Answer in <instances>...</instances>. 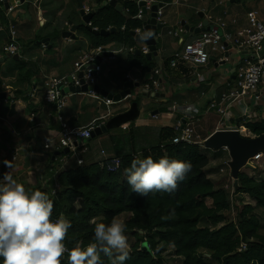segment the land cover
Returning a JSON list of instances; mask_svg holds the SVG:
<instances>
[{"label":"trees","instance_id":"trees-1","mask_svg":"<svg viewBox=\"0 0 264 264\" xmlns=\"http://www.w3.org/2000/svg\"><path fill=\"white\" fill-rule=\"evenodd\" d=\"M56 1L49 3L54 6ZM84 1H66L65 10L60 14L63 23H73L72 14ZM136 1L115 0L116 4L122 6V14L108 6L107 0H92L90 9L93 15L89 20V29L104 31L115 28V32L102 37L78 24L77 31L85 39L87 47L110 46V49L118 50L134 46L131 33L142 27L139 20L133 19L139 10ZM28 4L30 5L29 2L21 4L25 9L21 17L27 12ZM58 4L55 11L61 8L62 2ZM41 8L44 9L45 6L42 4ZM5 17L0 14V21L2 25L8 26L10 22L7 23ZM48 17L50 16H46L44 12L43 18L50 21ZM8 35L7 33L6 41ZM50 35L36 34L33 45L41 47L36 42L45 38L50 40ZM48 45L50 48L45 52L52 51V45ZM2 55L5 58L10 57L3 52ZM19 59V56L16 61L12 59L20 64L12 70L15 74L13 95L18 96L22 94L21 89L32 86L31 80L36 77L38 68L35 63L20 62ZM114 62L119 71L117 78L111 75V79L117 81L118 90L127 71L139 69L137 83L142 85L150 75L147 73L155 67L154 61H147L143 56L127 55L125 52L117 54ZM107 91L114 94L117 89ZM76 122L70 121L68 127L74 128ZM243 128L252 137L264 135V120L246 122ZM133 132L134 130L124 133L119 130L111 135V140L117 142V146H113V156L120 161L119 170L115 173L106 172L97 163L74 166L58 174V190L53 196L43 190L54 203L51 218L58 219L63 216L71 221L72 227L65 241L67 247L71 249L77 243L87 245L92 241L96 222L110 223L113 218L125 214L126 235H131L136 241L130 248V259L124 264H163L162 254L169 248L175 257L181 259V264H264V175L263 179L256 180L246 174H238L236 186H231L232 195L239 199L242 195L248 196L253 199L254 206L246 204L236 208L235 220L228 222L224 213L232 208L230 191L221 182L214 184L208 179L205 169L210 160L199 153L200 146L170 144V139L174 136L172 128L150 130L140 138V144L136 146L129 143ZM142 142L147 145L144 146ZM54 153H50L49 159L53 158ZM148 156L155 160L167 156L170 159L190 161L192 170L185 180L179 182L175 192L149 193L143 197L131 192L124 170L130 167L133 159ZM215 157H221L219 151L215 153ZM207 200L210 201L209 205ZM255 208L261 210L262 220L254 213ZM143 243L146 244L148 252L141 251ZM241 244H245V250L238 251ZM102 259L104 264H111V260L103 254ZM62 264H67L66 256L62 258Z\"/></svg>","mask_w":264,"mask_h":264},{"label":"crops","instance_id":"crops-1","mask_svg":"<svg viewBox=\"0 0 264 264\" xmlns=\"http://www.w3.org/2000/svg\"><path fill=\"white\" fill-rule=\"evenodd\" d=\"M26 1L27 0H23L21 4ZM52 1L53 0H50V2ZM66 1L67 0H64V3H66ZM86 1L88 2L86 5H81L82 10H84V8H92V2L89 3V1L92 0H85L84 2ZM144 1L146 0H137L135 4L138 6L139 2ZM163 2L166 5L162 6V29H166V32L163 33L172 38L171 51L167 57L163 58L165 42L158 44L157 41L162 35V32L158 31L160 36L156 40L157 44L155 46L157 55L155 58L151 59L155 62V67L147 74H151L154 70L158 69L160 71V85L157 88L151 87L147 91H145L140 85L145 97H147L141 99L142 106L147 107L150 104H153V107L152 109L149 108L148 112H145L142 107L140 109L138 107L140 113L131 128L134 132L131 136L132 140L130 139L129 143L138 146L140 144V138L144 134H148L150 130L172 128L178 120L183 122L191 120L193 122V127L194 124H197L194 131L201 139H205L214 131L226 130L224 126L239 129L242 134L244 132L250 134L247 129L243 128V125L246 122L254 123L264 120V68L262 78L258 84L256 100L252 101L245 99L241 103L237 102L234 104L231 108V118H227L226 124L221 126L219 124V117L214 112L207 110L208 101L227 90V87L233 81L235 69L238 64L242 63V61L247 58L246 53H237L231 50L228 54V61L223 63L216 62L214 57H210L206 66L196 68L195 72L197 76H190L187 74V70L182 67L171 69L169 67V60L172 54L180 49L182 43L195 37L193 33L189 34L184 27L197 28L199 24H202L206 16L223 19L226 24V30L230 33H234L241 28L247 27L246 17L252 11L256 12L257 20L264 24V12L261 10L264 6V0H178L176 3L172 2V0H163ZM47 3L48 0H42L41 2L34 0L32 4H35L37 11H40L41 5L43 4L45 6ZM38 5L40 7H38ZM138 8L140 9L139 6ZM44 12L45 9L42 10L40 17L37 20V25L40 26L43 24V28L45 25V19L41 15ZM61 12V9L57 11V18L60 16ZM11 13H14L12 20H8L7 23L10 22V29L16 32L18 29L17 27L19 26V28H23V26L26 25V22L24 18L21 17L23 13L22 9L17 11L14 9ZM121 13L123 14V10ZM0 14L4 15V12L0 10ZM200 14L202 15L201 18L199 17ZM6 18L7 15L5 19ZM79 18L81 19V16H79ZM1 24L0 30H2ZM48 25L51 26H47V28H52L53 35L57 38V33H59L60 28L58 29V27H56V22L53 21ZM63 26L66 31L69 30L71 26L77 25L66 21L63 23ZM179 28L182 30V37H173L168 34L169 31L178 30ZM21 31L23 32L24 30ZM75 31L73 34H75ZM60 32L62 33L64 31ZM47 39V42L50 44L49 38ZM62 39L66 40L67 43L65 44L67 46H70L71 44H74L73 40H75V37L73 39L71 37ZM5 41L6 38L3 41H0V47H2ZM77 41H79L77 44L84 46L83 49L82 46L79 45L82 48V51L79 46L74 48L78 54L88 50V44L83 37H78L76 42ZM48 43L46 46L41 44L39 49L41 55L42 52L45 55V50H49L47 47L49 46ZM2 56L3 55L0 51L1 62L3 61ZM1 62L0 93H5L6 96L5 98L0 99V181H2L3 174L9 172L17 182L22 183L25 186L27 191L44 190L47 193H50V190L56 185L58 174L76 166L74 160H70L64 166H61L57 162L58 155L49 159L50 153H57L54 151V144L56 142L59 125L55 120V116L60 115L67 125L70 121L76 120V125L73 127H84L92 122L93 124L103 125L104 122L113 115L126 110V104H123V107L121 108L122 110L119 112L112 115L109 114L107 118H104L103 116L105 115V112L100 109V104L95 102L96 105H94L95 103H92L91 101L85 103L83 99L86 97L83 95H75L65 91L64 93L70 96L65 98L64 107L61 110L56 111L52 107L46 106L42 103V82L48 78L66 76L72 71V69L68 70L60 68L61 63L53 64L51 68H43V71L42 68H37L36 77L31 80L32 86L21 89L22 94L18 96L13 95L15 90L12 86L15 81V74L12 72L13 68H9V70L8 68H2V66L5 65H2ZM118 71L119 69L116 68L115 62L104 64L102 66V72L98 78L97 86L105 91L108 90L100 85V78H102V81H105L107 86L109 85L112 89H117V92H119L124 78L132 83L133 80H136L137 82L140 73L139 69L127 71V74L123 76V79L120 82L118 90V87H116V84H118L117 81L108 77V75L111 74L114 75L113 78L116 79ZM33 88L35 89V96L30 99L28 96L29 93L33 92ZM17 89H20V87H17ZM242 104L246 108V113H244L245 118L243 121L236 124L234 123L235 119L244 117V115L241 114L240 109ZM90 106H94V108H88ZM229 120H232L231 124L229 123ZM162 121H168V123L164 124ZM201 122L204 123L201 125ZM131 130L128 128L125 131H121L128 133ZM113 134L114 131L110 132L108 136H102L101 133V138H96L95 136L87 141H82L86 150L83 154L79 155V158L83 160V165L95 164L101 161V150L108 155H113V146H117V142L115 143V141L111 140V135ZM46 138H51L54 142L50 150H44L42 148L43 140ZM126 144L127 142L125 145ZM221 152H223V154H221ZM219 153L221 154L220 158H223V163L226 164L229 160L228 156H226L223 150L219 151ZM5 160L11 162V168H8L4 164ZM219 169H224L225 172V168ZM205 171L207 172L208 179L213 183L214 178L218 177L220 174V172L216 170V167H213L210 163ZM218 183L219 182H215L214 184Z\"/></svg>","mask_w":264,"mask_h":264},{"label":"built area","instance_id":"built-area-1","mask_svg":"<svg viewBox=\"0 0 264 264\" xmlns=\"http://www.w3.org/2000/svg\"><path fill=\"white\" fill-rule=\"evenodd\" d=\"M110 0H107V3ZM178 0H172L177 2ZM185 1V0H180ZM145 9L149 11L152 5H156L155 22L163 26L162 22V6L166 5L163 0H146ZM7 3V0H6ZM12 6L7 3V8H4V0H0V9L4 12V15L11 13L15 8L21 6L20 0H14ZM264 12V6L261 8ZM90 12L89 8H84L83 13ZM142 12L139 9L133 19L141 20ZM247 27L230 33L226 30L225 21L221 18H212L206 16L205 20L209 24V30L198 33L195 37L185 43H182L180 49L176 50L170 60L169 67L171 69H177L182 67L187 70V74L190 76H197L195 70L198 67H204L208 64L210 57H214L216 62H227L229 57V51L246 53L247 58L238 64L235 69V74L232 83L227 87V90L221 92L218 96L213 97L208 101L207 110L214 112L219 117V124L224 126L227 118H231V108L237 102L243 100H256L258 92V84L263 75L264 68V24L257 20L256 12L252 11L247 15ZM90 26L88 22L86 24ZM201 24L198 25V28ZM8 39L2 46V52L10 57L18 56L19 46L16 41L15 32L9 29ZM95 30V29H94ZM108 30V29H107ZM123 30V27H121ZM135 34H142V28L134 30ZM182 33V30L169 31L168 34L173 37H178ZM159 33L156 32L153 35V40L159 38ZM125 52L127 55H135L138 52V56H146L149 53L148 47L142 43H135L127 49L120 48L118 50L110 49V46H97L90 48L80 53L76 60L72 64V71L66 76L58 78H48L42 82V103L46 106L52 107L54 110L59 111L64 107V100L70 96L63 94V90L69 86L74 88L86 87L87 90L84 93H80L84 97H89L96 103L105 105L112 104L110 101L105 100L98 94H96L92 88L97 85L98 78L102 72V66L107 63H113L115 61V55ZM227 54V55H226ZM226 55V56H224ZM80 75V77H79ZM160 71L154 70L149 75L147 82L142 84L145 91L149 88H157L160 85ZM136 82V80H133ZM35 89L29 93V98H34ZM241 114L245 116L246 108L240 106ZM55 120L59 125V130L56 135V142L54 144L51 138L43 140L42 148L44 150H50L54 144V151L59 152L57 162L64 166L68 161L74 160L76 166H82L83 160L79 158L80 154L85 152V146L82 141L89 140L93 130L100 125L93 124V122L84 127L69 128L65 120L56 115ZM226 130H235L241 133L239 129H233L231 127L224 126ZM120 130L125 131L128 129L127 124L122 125ZM174 136L170 139L172 145H198L203 147V141L199 135L194 131L193 122L191 120L183 122L178 120L172 127ZM48 145L45 147V145ZM66 149V154L61 152ZM101 161L99 166L108 173H115L119 170L120 161L113 155H108L104 151H100ZM262 157L261 154L255 155L252 161H256ZM220 172H224L220 169ZM58 190L56 184L51 190L49 195L53 196ZM55 221L56 219H52ZM245 250V244H241L238 251Z\"/></svg>","mask_w":264,"mask_h":264},{"label":"clouds","instance_id":"clouds-1","mask_svg":"<svg viewBox=\"0 0 264 264\" xmlns=\"http://www.w3.org/2000/svg\"><path fill=\"white\" fill-rule=\"evenodd\" d=\"M81 11L83 12L82 9ZM150 37L151 33L147 32L143 39ZM47 146L46 144L45 147ZM4 164L8 168L12 167L10 161L5 160ZM191 170L190 161L170 159L167 156L155 160L148 156L133 159L124 173L131 192L146 197L149 193L175 192L179 182L185 180ZM53 209L54 203L46 192L27 191L9 172L3 174L0 181L2 264H62L65 256L67 264H104L102 254L111 260V264H124L130 259L131 249L124 221L113 218L110 223L96 222L92 241L87 245L77 243L69 249L65 241L72 227L71 221L63 216L53 221Z\"/></svg>","mask_w":264,"mask_h":264},{"label":"rangeland","instance_id":"rangeland-1","mask_svg":"<svg viewBox=\"0 0 264 264\" xmlns=\"http://www.w3.org/2000/svg\"><path fill=\"white\" fill-rule=\"evenodd\" d=\"M39 2H41L42 0H37ZM50 0H48V3L45 5V15L47 16H50L48 17L50 19V21H46L45 19V27L46 28H43V24H41L40 26L37 25V20L38 18L40 17V14L42 12V8L41 10L37 11V7L35 4H32L33 1L31 0H27L26 2H29L31 5L28 4L27 8H26V13L23 15L22 18H24L25 22H26V25L23 26V28H19V26L17 27L18 29L16 30V38H17V41H18V44H19V53H18V56H19V61L22 62V61H28L30 64L31 63H35L37 65L38 68H42V71H43V68H51V66L53 64H58V63H61V67L60 68H65V69H72V64L73 62L75 61V59L77 58V56L79 55L78 52L76 50H74V48L76 46H79L80 44H77L79 41L76 42V40H78V37L81 38V34L80 32L75 31V40L74 41V44H71L70 46H67L65 43L66 40H63L62 37H61V32L60 31H65V27L63 26V20L60 18V16L57 18V11H55V8L59 6V2H62V5H61V10H65L64 6H65V3H64V0H57L54 4L53 7H51V4L49 3ZM92 2V1H89V3ZM7 3L12 6L14 3V0H7ZM88 2H83V4H87ZM38 7H40L38 5ZM22 9V11H24V7L23 5H21L20 7H17L15 8V11L17 10H20ZM36 11H37V14H36ZM14 13H11V14H7V22L8 20H12V16H13ZM23 14V13H22ZM44 13L41 15L43 17ZM79 7L77 8V10H75V13L72 14V17H74L75 19L72 21L73 23L72 24H75V25H81L82 24V21L81 19L79 18ZM56 22V27H58L59 29V33H57V38L53 35V30L52 28H47L50 27L51 25H48V24H51L52 22ZM39 23V22H38ZM0 24H1V21H0ZM83 25V24H82ZM1 28L2 30H0V41H3L6 36H7V33L9 34V25L6 26V25H2L1 24ZM41 27V28H40ZM83 27L85 28V26L83 25ZM12 30V29H11ZM21 30H24L23 32ZM162 32V35H161V38L158 40V44H161V42H165V45H164V51H163V58L167 57L169 54H170V51H171V42H172V38L171 37H168L165 33L163 32H166V29H162L160 30ZM45 33H50V44L52 45V51H48V52H45V55L44 53L42 52V55H41V52L39 51L40 49V46H36V45H33V38L35 37L36 34H45ZM77 37V38H76ZM76 42V43H75ZM1 44V43H0ZM82 46V48L84 49V46L83 45H80ZM79 46V47H80ZM82 48L80 47V50L82 51ZM90 49V48H88ZM0 51H1V47H0ZM2 53V51H1ZM3 58V61L1 62L2 65H5V66H2V68H13L14 66H18L20 65L18 62H15L11 59V57H7L5 58V55L2 56ZM114 76V75H112ZM111 74L108 75V77H112ZM101 79V82H100V85L102 87H105L107 88L108 90H115V89H112L110 86H107L106 82L105 81H102V78ZM111 81V80H110ZM76 95V94H75ZM143 95V91L141 89V87L139 86L138 88H133L131 90V94L129 96V99L127 98L126 100H123L121 102H117V103H112L110 105H105L104 103H101L100 104V109L101 110H104L105 112V115L103 116L104 118L109 115V114H115L117 112H119L120 110H122L121 108L123 107V104H126V108H128L129 104L132 103V102H137V106L139 107V109L142 107V109L145 110V112H148V109L153 107V104H150L149 106H142L141 104V99L144 98L142 97ZM68 101V100H67ZM83 101L86 103V102H92V103H95L94 100H92L91 98L89 97H86L83 99ZM83 103V102H82ZM84 104V103H83ZM96 105V103L94 104ZM83 107V105H82ZM90 109L94 108L93 107H88ZM125 108V109H126ZM164 122V124H167L168 121H162ZM194 123H198V122H194ZM204 122H201V125L203 124ZM134 122H131L129 124H127L128 128H132ZM197 124H194V128H196ZM200 125V126H201ZM120 129L119 128H110L109 131L107 132L108 134H110V132L114 131V133H117V131H119ZM107 133H102V136H108ZM244 136L246 137H252L250 134H248L247 132H244L243 133ZM101 135L100 136H96V138L98 137H102ZM87 141V140H85ZM142 144L145 146L147 145V143L145 142H142ZM221 151V150H220ZM112 153V152H111ZM199 153H201L202 155L206 156L209 160H210V164L213 165V167H216V169H218L217 171H219V168H225V172L224 173H220L218 177L214 178V183L215 182H221L222 185L227 188L229 191H230V195H231V201H232V208L230 211L228 212H225L224 213V218L228 221V222H233L235 220V213H236V208L239 209V207L241 205H249L250 207L254 206V201L253 199H251L250 197L248 196H245V195H242L240 196V199L239 197L237 196H234L232 195V188L231 186L233 185L232 183V180L229 176V169L227 167V163L224 164L223 163V158H216L215 157V153L216 152H213L209 149H206L204 147H199ZM113 154V153H112ZM221 154H223V152H221ZM226 156H227V153L225 152ZM114 155V154H113ZM100 162V161H99ZM99 162H97V164L99 165ZM100 167V166H99ZM249 169V171H248ZM251 170V171H250ZM240 173H245L247 174V176H250L256 180H260V179H263V175H264V159H261V160H258V161H253V162H248V164L244 167V169L242 168L240 170ZM206 203L209 205L210 204V201L207 200ZM254 210V213L257 215V217L259 218V220H262V215H261V210L260 209H253ZM127 217V215L125 214H121L119 215L118 217H116V219L118 220H122L124 221V219ZM262 232V230H261ZM128 236V243L130 245V248L131 246L135 243L136 239L132 238L131 235H127ZM162 260H163V264H181V259L175 257L172 253V249H168V251L166 253H163L162 254Z\"/></svg>","mask_w":264,"mask_h":264},{"label":"water","instance_id":"water-1","mask_svg":"<svg viewBox=\"0 0 264 264\" xmlns=\"http://www.w3.org/2000/svg\"><path fill=\"white\" fill-rule=\"evenodd\" d=\"M23 0H20L22 2ZM127 1V0H123ZM108 6L112 7L115 11L121 13L122 12V6H119L115 3V0H110L107 4ZM138 6L141 9L142 12V18H141V23H142V34H135L134 32L131 33V35L134 37V40L137 43H144L149 50V53L144 56L147 61L153 59L156 57V43L153 40V35L156 33V31L162 29L161 24H157L155 22V12L157 9V6L153 5L150 7L149 11L147 12L144 7V2H139ZM4 8H7V3L6 0H4ZM79 15L81 16V21L82 24L85 26L87 30L92 32L94 35H99V36H108L110 34H113L115 32V28H110L109 30H93L89 29L86 24L89 22L91 19L93 13L90 12L88 14H83L81 11V4L79 5ZM199 17L201 18L202 15L200 14ZM77 29V26H71L69 30H66L61 33L62 38H69L71 37L72 39L74 38V31ZM184 29L189 32L193 33L194 35L203 32L205 30H209V26L205 20H203L201 24V28H193V27H187L185 26ZM150 32L151 37L148 39H143V36L145 33ZM179 37L181 34L178 35ZM48 39H42L39 42H36V44H43V46L47 45ZM48 49L50 46H47ZM136 56H138V52L135 53ZM227 55V54H226ZM224 55V56H226ZM13 60H17V56L12 57ZM1 62V60H0ZM223 63V62H221ZM80 77V75H79ZM139 84L136 82H129L125 78L122 80V86L121 90L115 94H110L104 89L99 88L97 85H95L92 90L104 98L107 101H110L111 103H117L121 102L123 100H126L129 98L131 94V90L133 88H138ZM87 90L86 87L82 86L81 88H74L69 86L67 89L63 90L64 92H69L72 94H80L84 93ZM6 94L5 93H0V99L5 98ZM142 97H145V94L143 93ZM139 109L137 106L136 102H132L129 104L128 108L124 110L123 112L113 115L109 119H107L103 125H100L99 127L95 128L93 132L91 133V137L93 138L95 136L100 135L101 133H105L107 130L110 128H120L122 125L129 124L131 122H134L138 116H139ZM152 115V114H151ZM153 116V115H152ZM245 118L241 117L238 119L234 120V123H240L243 121ZM229 123H232V120H229ZM202 146L206 149H209L213 152H217L221 149L226 150L227 156L229 158L227 162V167L229 169V176L232 180L233 186H236L237 184V176L242 168L246 166V164L252 160V158L257 155L261 154L264 157V135L257 136V137H244L242 136L238 131L235 130H217L214 131L212 134H210L204 141ZM67 150L64 149L61 154H66ZM58 153H55L53 157L57 156ZM141 251L148 252L147 246L145 243L141 245Z\"/></svg>","mask_w":264,"mask_h":264},{"label":"bare ground","instance_id":"bare-ground-1","mask_svg":"<svg viewBox=\"0 0 264 264\" xmlns=\"http://www.w3.org/2000/svg\"><path fill=\"white\" fill-rule=\"evenodd\" d=\"M248 138H250V137H248Z\"/></svg>","mask_w":264,"mask_h":264}]
</instances>
